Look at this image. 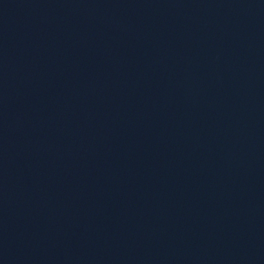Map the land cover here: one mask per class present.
Returning a JSON list of instances; mask_svg holds the SVG:
<instances>
[{"label":"water","instance_id":"water-1","mask_svg":"<svg viewBox=\"0 0 264 264\" xmlns=\"http://www.w3.org/2000/svg\"><path fill=\"white\" fill-rule=\"evenodd\" d=\"M0 264H264V0H0Z\"/></svg>","mask_w":264,"mask_h":264}]
</instances>
